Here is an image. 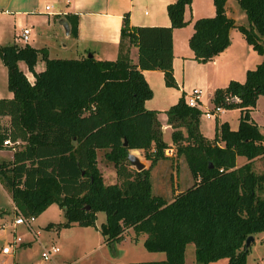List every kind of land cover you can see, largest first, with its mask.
Listing matches in <instances>:
<instances>
[{
    "label": "trees",
    "instance_id": "trees-1",
    "mask_svg": "<svg viewBox=\"0 0 264 264\" xmlns=\"http://www.w3.org/2000/svg\"><path fill=\"white\" fill-rule=\"evenodd\" d=\"M224 2L212 0L214 14L192 21L187 45L193 59L204 63L223 51L231 28L262 59L245 71L243 82L229 80L214 89L213 106L237 108L239 117L235 128L215 122L211 138L199 129V109L187 106L182 96L164 111L172 128L169 142L162 138L157 111L144 107L152 91L142 70L161 71L164 85L176 88L171 30L187 23L183 12L191 0L166 5L169 26H131L124 13L113 60L49 58L46 48L26 43L0 46L11 93L0 98V148L12 150L9 160L0 161V180L15 214L37 216L56 203L64 220L45 228L59 229L94 226L95 213L102 211L105 219L98 231L106 244L120 241L132 229L144 233L146 250L164 253L161 259L127 264H183L188 242L199 264L219 258H226L225 264H244L246 236L264 230V173L251 167L256 157L264 156V134L249 115L257 97L264 95V0H237L248 26L234 24L225 15ZM64 18L75 36L76 16ZM131 46L137 50L136 63L129 58ZM38 56L44 68L36 72ZM18 61L33 76L31 83ZM2 117L8 118L7 125ZM4 139L11 145H4ZM167 146L182 155L193 179L170 200L152 193L149 180L150 167L167 157ZM133 148L141 149L146 167L136 170L129 164L126 154ZM97 149H104V159L112 164L114 182H103ZM238 156L244 157L241 163Z\"/></svg>",
    "mask_w": 264,
    "mask_h": 264
},
{
    "label": "crops",
    "instance_id": "crops-1",
    "mask_svg": "<svg viewBox=\"0 0 264 264\" xmlns=\"http://www.w3.org/2000/svg\"><path fill=\"white\" fill-rule=\"evenodd\" d=\"M173 1L174 0H0V46L8 44L21 46L25 44L20 42L17 36L20 32V28L26 27L30 30L26 44L34 48H46L49 58H51L52 52L57 48L56 46L59 45V53L69 50V58H79L89 53L95 59L113 60L117 54L119 28L124 13L128 14L129 25L131 26H169L170 23L166 14V5ZM234 3L237 4V0H225V15L231 18L234 24L248 26L244 12L239 8L238 4L235 6ZM45 5H49L50 8L45 10ZM66 14L76 16L75 36H71L69 32L66 34L62 26L58 23L59 20L63 19L67 25V29H69V24L64 18ZM187 14H189V19H187ZM213 14L214 6L212 0H191L190 6L186 7L183 12V17L187 20V24L183 27L173 28L171 30V68L176 88L164 85L162 72L159 70L141 71L144 80L152 91L151 97L144 101V107L149 110L157 111L156 118L160 124L162 138L166 142L170 141V132L172 130L171 126L166 123V115L164 113L169 106L174 104L185 91L191 88H199L201 90V96L197 108L199 111L211 109L213 107L211 98L214 89L224 87L229 80L243 82L245 71L251 69V64H253L252 62H254L255 55L257 54L251 46L244 41L241 34L235 28H231L229 30V45L223 51L204 63L196 62L193 59L192 51L187 45V39L192 32V21L199 17H210ZM258 56L261 60L262 57L260 55ZM129 58L132 63H136V47L131 46ZM17 66L31 83L33 81V76L27 71L25 64L22 61H18ZM43 68L44 62L40 56H38L33 69L38 72ZM0 75L1 78L3 77L6 87V69L1 61ZM7 92H5L4 95L0 93V98H10L11 93L8 90ZM262 101H264V95H259L256 99L255 106L250 109L249 115L255 124L258 125L259 130L264 134V131L261 129V124L255 117V115L258 114L257 111L260 110V103ZM225 113L226 109L221 108L220 112L214 114V119L211 124H204L203 119L210 120L213 117L206 118L200 115L199 129L201 133L205 137L211 138L213 136L215 122L220 123L225 121L227 123L226 119L217 116L224 115ZM236 114L239 117L238 109H236ZM238 117L236 122L232 124L234 126H230L231 128H235L238 124ZM7 119V117L1 118L2 125H7ZM206 128L207 131H211L212 135L207 134ZM98 150H102L103 153L104 149L96 150V164L101 172L103 182H105V172L107 177L112 179L105 183L114 182L116 180L114 168L107 160L104 166H100L98 161ZM139 150L141 151L140 148H133L128 151L133 153ZM5 151L8 153H5ZM11 154L12 150L8 147L0 148V158L3 156L0 161L9 160ZM180 158L181 155L178 156V159ZM166 160L167 158L158 159L150 167L149 180L154 175L156 178L164 179L165 182V178L167 177L174 187L176 183L175 175H171V173H169L171 172L170 168L162 164V162ZM238 163H241V161ZM110 168H112L113 171H111ZM170 178L172 180H170ZM186 180L188 181V179ZM97 212L95 213V217ZM102 221L104 220L100 222ZM252 235L254 239L256 233ZM141 237L143 240L144 234ZM102 243H105L103 237Z\"/></svg>",
    "mask_w": 264,
    "mask_h": 264
},
{
    "label": "rangeland",
    "instance_id": "rangeland-1",
    "mask_svg": "<svg viewBox=\"0 0 264 264\" xmlns=\"http://www.w3.org/2000/svg\"><path fill=\"white\" fill-rule=\"evenodd\" d=\"M234 4L237 6L236 3ZM187 19H189V14H187ZM56 47L57 48L51 54V58L70 57L69 50L63 51L64 53H59V45ZM260 61V57L256 54L254 62L251 64V69ZM5 92H7L5 81L0 75V93L4 95ZM260 104V110L257 111L258 114L255 115V117L261 124V129L264 131V101ZM236 109L237 108L226 109L224 115L217 116L226 119L229 126H234L232 124L236 122L238 117ZM213 119L214 117L210 120L203 119V123L211 124ZM206 132L212 135L211 131H207V128ZM5 153L8 152L5 151ZM134 154L143 162L144 167L148 165V161L143 157L142 151L139 150ZM1 158H3V156ZM166 158L167 160L162 162V164L170 168L171 172L169 173H171V175H175V186L173 187V184L170 183L167 177V181L165 178L164 182V179L156 178V176L153 175V177L150 178V182L152 193H159L165 200H170L174 193L184 189L187 185L192 183L193 179L192 177L190 179V172L182 155L180 159H178L177 155L167 156ZM243 160V156L237 157V163ZM98 161L101 167L106 164L102 150H98ZM251 167L255 172L264 173V156L256 157ZM110 169L113 171L112 168ZM104 177L105 182L112 180L107 177L106 172ZM186 179H188V181ZM170 180L172 179L170 178ZM14 217L15 213L12 209L8 189L0 180V264H127L130 261L157 260L164 256L162 251L146 250L142 245L141 237L144 233H135L132 229L126 230L124 237L118 242H113L112 244L102 243V235L98 231L99 222L105 219V215L102 211L97 212L94 226L73 224L60 227L59 229L53 226L45 228L48 222L55 223L64 220L61 208H59L56 203H52L37 216H34L31 226L33 230L38 232L37 236L32 235L31 230L27 229L24 225H16L14 229H12L10 222ZM3 222H8L9 225L4 228L2 227ZM16 235L21 239L17 247L10 253H3L1 247ZM51 244L57 246V252L52 254L49 259H41V250L43 247H49ZM193 248L192 242L186 243L183 264H199L194 259ZM225 261L226 258H219L207 264H225ZM244 264H264V230L256 232L254 239L249 242Z\"/></svg>",
    "mask_w": 264,
    "mask_h": 264
},
{
    "label": "built area",
    "instance_id": "built-area-1",
    "mask_svg": "<svg viewBox=\"0 0 264 264\" xmlns=\"http://www.w3.org/2000/svg\"><path fill=\"white\" fill-rule=\"evenodd\" d=\"M50 8L49 5H45L44 9L48 10ZM29 28L22 27L19 34H18V40L22 43H26L28 40L29 35ZM200 96H201V90L199 88H191L188 91H185L182 95L184 103L193 108H197L200 102ZM221 108L218 106H213L209 110H203L200 111V115H203L206 118L213 117L215 113L220 112ZM4 145H11V141L9 139H4L2 141ZM163 153L170 157L175 155L174 148L172 146H167L163 149ZM34 219L33 215L24 216L21 213H16L15 217L11 220L10 224L12 229L16 225H24L27 229H30L32 232V235L37 236V231L32 229L31 223ZM9 225L8 222H3L2 227H7ZM21 241L19 236H13L10 241H8L4 246L1 247V250L3 253H10L12 252L16 247L17 244ZM58 248L55 245H49V247H43V249L40 252V257L43 260L51 258L52 254L57 252Z\"/></svg>",
    "mask_w": 264,
    "mask_h": 264
},
{
    "label": "water",
    "instance_id": "water-1",
    "mask_svg": "<svg viewBox=\"0 0 264 264\" xmlns=\"http://www.w3.org/2000/svg\"><path fill=\"white\" fill-rule=\"evenodd\" d=\"M58 23L62 26L64 32L67 34L68 33V29H67V25H66L65 21L63 19H61V20H59ZM86 55L88 57L91 56V54H89V53H87ZM123 144L124 145L126 144V141L125 140H123ZM126 159H127V161L129 162L130 165L134 166V168L136 170H139V169H141V168L144 167L143 162L141 160H139L138 156L136 154L132 153V152H127ZM252 239H253V235L249 234V235L246 236V238L244 240V248H247L248 247L249 242ZM110 244H112V243H110Z\"/></svg>",
    "mask_w": 264,
    "mask_h": 264
}]
</instances>
